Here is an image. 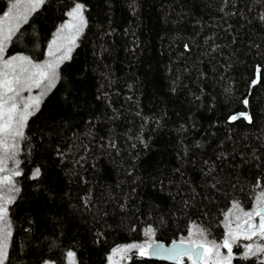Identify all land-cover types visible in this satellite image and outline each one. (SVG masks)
Wrapping results in <instances>:
<instances>
[{
	"label": "trees",
	"instance_id": "obj_1",
	"mask_svg": "<svg viewBox=\"0 0 264 264\" xmlns=\"http://www.w3.org/2000/svg\"><path fill=\"white\" fill-rule=\"evenodd\" d=\"M77 2L79 43L17 152L4 264H107L193 226L221 241L227 213L264 192V0H45L11 48L42 56ZM122 264L193 261L132 250Z\"/></svg>",
	"mask_w": 264,
	"mask_h": 264
},
{
	"label": "snow or ice",
	"instance_id": "obj_2",
	"mask_svg": "<svg viewBox=\"0 0 264 264\" xmlns=\"http://www.w3.org/2000/svg\"><path fill=\"white\" fill-rule=\"evenodd\" d=\"M44 0H14L8 10L0 16V173H8L0 176V264H4L7 259V249L11 237V222L8 218V205L15 200L13 193H18L19 189L13 184L12 177L19 176L17 169H8L7 161L15 160L17 144L20 139L24 138L23 129L26 126L28 118L38 110L42 97L48 90L54 87L57 76V68L59 64L68 58L71 47L65 49L62 55L55 59H50L45 63H34L26 56H12L5 59L6 46L12 40L15 33L19 30L21 24L27 23L29 16L35 12ZM72 17V22L62 26L60 32L57 33L56 39L49 46V57L55 56V49L59 51L62 44L59 41H67L72 44L75 37L82 31L85 20L83 17V5L76 4L74 9L68 13ZM65 30H70L65 33ZM47 82L46 88L37 96L29 95L25 97L23 93H31L33 89H41L42 85ZM247 103V101H245ZM243 115V114H242ZM246 119H250L245 116ZM237 119L236 116L232 117ZM35 175H39V170ZM233 207L239 209L238 205ZM242 212L241 216L235 217L238 221L235 227L229 217L232 212L229 211L225 217L227 223L225 228L227 232L222 244L215 241H208L203 229H196L195 232L189 231V239L181 240L180 246L189 245L186 248L173 245V253L169 259H178L182 255H187L193 260V264H197L198 258L204 259V264H231L233 259L232 245L241 237L246 241H252L255 237L262 243L245 245V252L242 259H248L250 256L264 254V192L256 198V207L252 211ZM258 223H256V219ZM148 229V233H151ZM199 236L200 240L192 237ZM150 246V245H149ZM145 246L131 245L129 248L118 249L116 252H126L130 248H139L140 254L144 255ZM221 248L227 249V255H221ZM115 254V253H114ZM72 264H75L74 254L68 253ZM264 264V261L261 262Z\"/></svg>",
	"mask_w": 264,
	"mask_h": 264
},
{
	"label": "rangeland",
	"instance_id": "obj_3",
	"mask_svg": "<svg viewBox=\"0 0 264 264\" xmlns=\"http://www.w3.org/2000/svg\"><path fill=\"white\" fill-rule=\"evenodd\" d=\"M44 1H45V0H44ZM13 2H14V0H12V2L10 3V6H11V4H12ZM76 4H81V5H83V17H84V20H85V19H86V16H85V6H84V4L81 3V2H77ZM76 4H74V5L68 10L66 19H65L64 21H62V22L58 25V27L56 28V30L54 31L52 37L50 38V40H49V42H48L47 49L45 50V52L43 53L42 56H41V55L39 56V55H37V54L32 55V54H30V53H24V52H22V51H16V50H13V49L11 48V42H12V40H11V41L8 43V45L6 46V51H5V57H4V58L7 59V58H10V57H12V56H26V57H28L29 59H31L34 63H41V64H43V63H45L46 61H49L50 59H55L56 57H59L60 55L63 54V52L65 51L66 48L71 47V52L68 54V58H69V57L71 56L73 50L75 49V47H76V46L78 45V43H79V38H80V35H81V32H82V31L79 33V35H77V36L75 37V41H74V43H72V44H68L67 41H59L58 43H59V44H62L63 47H61L59 51H56L55 49H53V50L55 51V56H54V57H49L48 52H49V46L52 45V41H53L54 39H56L57 33L60 32L62 26L66 25V24H69L70 22H72V17H70V16L68 15V13L71 12V11L74 9V7L76 6ZM10 6H9V7H10ZM9 7H8V8H9ZM7 10H8V9H7ZM7 10H6V11H7ZM6 11H5V12H6ZM5 12H4V13H5ZM4 13H3V14H4ZM3 14H1L0 16H3ZM85 23H86V21H85ZM21 25H22V24H21ZM84 26H85V25H84ZM20 27H21V26H20ZM83 28H84V27H83ZM19 29H20V28H19ZM82 30H83V29H82ZM18 31H19V30H18ZM18 31H17V32H18ZM68 31H70V30H65V33H63V34H67ZM17 32L15 33V35L17 34ZM15 35H14V36H15ZM14 36H13V38H14ZM13 38H12V39H13ZM68 58H67V59H68ZM67 59H65V60H67ZM65 60H63V61L59 64V66H58V68H57V70H56V71H57V76H58V78H59L60 66H61V64H62ZM58 78L55 80V84L57 83ZM55 84H54V86H55ZM46 86H47V82H45V84L42 85L41 89H33L31 93L25 92V93H23V95H24L25 97H27V96H29V95L37 96V95L40 94L41 91H43V90L46 88ZM52 88H53V87H52ZM52 88H51V89H52ZM51 89L48 90V91L46 92V94L42 97L39 106L41 105V103H42L43 99L46 97V95L51 91ZM23 131H24V129H23ZM21 140H22V139H20V140L18 141V144H17V151H16V156H15V160H16V161H18V159H17V152H18V149H19V147H20V145H21ZM7 168L10 169V170H11V169H17V170L19 171L18 166H17V163L14 162V161L11 160V159L7 161ZM7 174H8V173H0V176H2V175H7ZM15 177H16V176H13V177H12V181H13L14 186L16 187V184H15ZM16 188H17V187H16ZM13 194H15V193H13ZM255 207H256V205H255ZM251 211H252V210H251ZM246 212H247V211H246ZM237 215H240V216H241V221L244 219L243 214H242L241 211H238V210L235 211V210H234V212L232 213V217L230 218V220L232 221V226H233V227H235L236 223L238 222V221H236V219H235V217H236ZM258 219H259V218L256 219V223H258ZM196 229H197L196 226H193V227H192V231H193V232H195ZM226 232H227V231H226ZM148 234H149V233H148V230H147V235H148ZM192 238L195 239V240H200V239H201L199 236H193ZM188 239H189V237H184V238H183V240H185V241H187ZM223 239H224V238H223ZM223 239H222L221 241L216 242V243H217V244H222ZM154 241H155V240L150 241V239H149V240L145 241L144 243H131V244H123V245H119V246H117V247H116V248L110 253L107 264H122V261H124L126 258H128V254H129L132 250L140 251L139 248H130V250H128V251H126V252H116V250H118V249L129 248V246H131V245H138V246H139V245H143V246H145L144 249H143V251L145 252L146 247H147L149 244H151L152 242H154ZM249 243L256 244V243H262V242L258 241L255 237L253 238L252 241H246V240H244V239L241 237L239 240H237L235 243H233L232 248H233L234 245H236L238 248H240L241 253H244L245 250H246L244 246L247 245V244H249ZM220 251H221V255H227V249H225V248H221ZM68 253H69V252H68ZM114 253H115V254H114ZM232 253H233V252H232ZM233 254H235V252H234ZM257 255H259V256H263V257H264V254H262V255L257 254ZM67 258H68L69 264H72V261L69 259L68 254H67ZM203 261H204V259H203Z\"/></svg>",
	"mask_w": 264,
	"mask_h": 264
},
{
	"label": "water",
	"instance_id": "obj_4",
	"mask_svg": "<svg viewBox=\"0 0 264 264\" xmlns=\"http://www.w3.org/2000/svg\"><path fill=\"white\" fill-rule=\"evenodd\" d=\"M180 241L181 240H176V241H173V242H170V243H166L163 240H155L154 242L149 244L150 246L148 245L146 247L145 253L151 259L161 260V261H166V262H171V263L179 262L183 258L188 257V256L187 255H182L178 259H169L167 257L175 255V253H173V251H172L173 245L175 244L177 246H180ZM188 246L189 245L186 243L185 245L180 246V247L181 248H186ZM197 264H204L203 258H198L197 259Z\"/></svg>",
	"mask_w": 264,
	"mask_h": 264
}]
</instances>
